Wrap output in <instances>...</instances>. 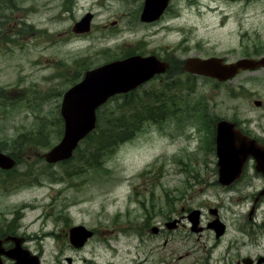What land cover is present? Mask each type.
I'll list each match as a JSON object with an SVG mask.
<instances>
[{
  "label": "rangeland",
  "instance_id": "1",
  "mask_svg": "<svg viewBox=\"0 0 264 264\" xmlns=\"http://www.w3.org/2000/svg\"><path fill=\"white\" fill-rule=\"evenodd\" d=\"M144 3L0 0V151L19 158L10 155L16 167L0 170V228L19 222L34 246H44L48 264H68L67 258L74 264L123 262L142 239L150 247L162 243L151 230L167 216L200 210L207 227L214 218L210 209L219 208L234 229L249 206L241 199L248 197L246 187L218 183L211 127L218 119H237L260 132L264 107L254 101L264 102V70L220 83L182 66L194 57L229 63L263 57L264 0H172L152 24L140 19ZM88 14L91 30L75 33ZM132 55H156L172 68L112 98L98 110L94 140L82 142L71 160L48 164L43 155L64 136V94L87 71ZM123 114L132 138L99 152L98 137ZM79 225L99 235L75 250L70 229ZM208 233L198 239L176 232V264L190 261L180 259L189 245L210 244ZM111 245L119 249L117 259ZM194 254L199 258L204 251Z\"/></svg>",
  "mask_w": 264,
  "mask_h": 264
},
{
  "label": "water",
  "instance_id": "2",
  "mask_svg": "<svg viewBox=\"0 0 264 264\" xmlns=\"http://www.w3.org/2000/svg\"><path fill=\"white\" fill-rule=\"evenodd\" d=\"M171 1L145 0L141 21L153 23L159 20ZM92 20V14L86 15L75 24L73 31L78 34L89 32ZM169 68V63L159 60L156 56H132L88 71L80 83L65 93L61 106V115L65 124L64 136L58 145L43 155V158L48 164L70 160L80 143L96 129L97 110L102 105L116 95L127 94L139 88L154 76L166 73ZM183 69L193 75L226 82L236 78L242 71L256 72L264 69V57L245 58L230 64H226L224 59L217 57L209 59L194 57L185 61ZM255 105L259 107L261 102L256 101ZM232 127L235 125L226 121L218 126L219 173L220 183L224 186H229L236 180L234 175L240 174L239 168L242 167L245 159L257 155L255 142L253 143L239 132H233ZM16 165L17 161L13 157L0 152V170L9 171ZM211 213L216 214L217 210H211ZM189 220L193 224V229L198 230L200 212H192ZM214 226L222 228L223 225L216 220ZM92 235L93 233L85 227L76 226L70 230V241L73 245L82 247Z\"/></svg>",
  "mask_w": 264,
  "mask_h": 264
},
{
  "label": "flooded vegetation",
  "instance_id": "3",
  "mask_svg": "<svg viewBox=\"0 0 264 264\" xmlns=\"http://www.w3.org/2000/svg\"><path fill=\"white\" fill-rule=\"evenodd\" d=\"M2 20L3 19L0 20L1 41L4 38ZM256 101L261 102V106L257 107L255 105ZM254 105L256 108H262L264 107V102L255 100ZM223 121L234 124L235 127L231 128L233 132H239L250 141H253V143L255 142L256 145L255 154L257 155L249 156L245 159L242 167H238L240 169V174L238 176L237 174H233L236 176V180L229 186L220 184V168L217 163L218 183L224 189H233L235 187L247 188L248 197H241V199H246V201L249 202V206L245 211L240 213L238 227L232 229L228 223L224 222L221 219L219 208L215 209L217 210L216 214L210 212L214 218H211L207 227L202 224V212L200 210H195L200 212L198 230H194L193 227H189V225L184 223L185 220L190 222L189 215L191 212L188 216H183L179 219L173 216H167L166 221L160 224L161 226L158 225L151 230L154 237L163 239L161 244H153L155 246L150 247L147 244L148 241L142 239V242L135 245L134 251L129 250V260L120 257L124 260L123 262L120 260H113L110 264H176V232L181 230L187 231L188 237H196L198 239H200L206 231L210 233V244L189 245L190 250L185 253V256H180V259L187 257L190 260L186 264H264V124L257 125L256 129H260V132H255L253 128L242 124L237 119H218L215 126L211 127L210 140V144L212 148L214 147L217 159L218 126ZM33 213H35V211ZM218 219L223 225L222 228H216L214 226V222ZM21 227L20 223L16 222L9 224V226L5 228H0V264H48L45 258L44 246H34L31 236L27 232L22 231ZM88 230L93 233L92 237L89 238L87 243L82 247H77L70 241V245L73 249H84L91 240L99 235L95 229ZM51 235L52 234H49V236ZM56 237H60V235ZM182 241L186 242L185 239H182ZM171 243H174L172 248H170ZM55 246H58V244H55ZM112 247L115 246L111 245L110 247L114 253L113 258L117 259L119 249ZM199 250L204 251V254L197 258L194 252ZM66 261L68 264H74L72 258H67Z\"/></svg>",
  "mask_w": 264,
  "mask_h": 264
},
{
  "label": "trees",
  "instance_id": "4",
  "mask_svg": "<svg viewBox=\"0 0 264 264\" xmlns=\"http://www.w3.org/2000/svg\"><path fill=\"white\" fill-rule=\"evenodd\" d=\"M126 119H128L127 116L125 114H123L122 118H120V122L118 123V125L113 121H109L110 129L103 131L101 133V135L98 137L97 150H99V152H102L103 150H107L112 145H118L119 143H122V142L132 138V136H133L132 132L133 131L130 129V127L127 125V123L125 124ZM60 123L62 125L61 133L63 135L64 120L60 119ZM92 135H93V133L87 137L88 141L94 140L93 139L94 136H92ZM87 139H85L84 141H86ZM36 144H38V142L35 143V145ZM79 147H78V149H79ZM21 148H23V146ZM21 148L19 150H21ZM1 151H4V150L2 149ZM9 155H15L18 158L17 152H13ZM17 158H15V159H17Z\"/></svg>",
  "mask_w": 264,
  "mask_h": 264
},
{
  "label": "bare ground",
  "instance_id": "5",
  "mask_svg": "<svg viewBox=\"0 0 264 264\" xmlns=\"http://www.w3.org/2000/svg\"><path fill=\"white\" fill-rule=\"evenodd\" d=\"M28 208L32 209L33 207H30V205H29Z\"/></svg>",
  "mask_w": 264,
  "mask_h": 264
}]
</instances>
